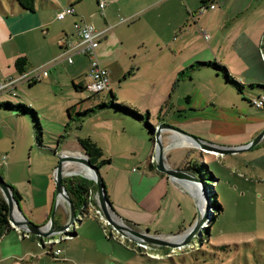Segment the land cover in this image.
Returning <instances> with one entry per match:
<instances>
[{
    "label": "rangeland",
    "instance_id": "obj_1",
    "mask_svg": "<svg viewBox=\"0 0 264 264\" xmlns=\"http://www.w3.org/2000/svg\"><path fill=\"white\" fill-rule=\"evenodd\" d=\"M2 1L9 9L6 3L10 1ZM103 1L106 3L103 10L99 7L97 0L79 1L77 7L79 11L86 13V18L79 17L78 21L88 22L104 30L111 28L110 32L116 28H123L130 32V41L134 47L141 41L151 45H156L159 42L166 43L174 36L175 32L180 30V27H182L181 34L178 32L176 37L182 36V41L189 36H194L196 32L202 33L199 25L194 26L193 21L187 20L189 19L187 7H198L202 4V0ZM55 2L61 6L62 2H68V0ZM255 2L259 3L261 0H255ZM208 10L211 12L212 9ZM199 11L200 8L197 13L192 14L193 18L200 14ZM67 23L72 25L73 33H75V22H69L68 18ZM161 30H164V33ZM171 32H173L172 36H170ZM185 32H189L187 36H184ZM15 40L6 42L4 48L0 47V56L4 50L7 53L14 50ZM43 41L49 43L48 40ZM75 56H82V60L78 65L77 74H74V80L70 74L66 73L68 69L65 62L68 63V59L61 60L57 64L55 63L56 65L52 68L50 67V74L46 75L52 76L53 69L57 66L64 74L61 85L54 84L51 81V76L43 78L33 85L23 82L16 89L17 96L8 91L10 88L0 90V101L22 102L37 110L41 126H43V145L48 148L55 147L59 142L58 136L63 135L64 139L61 138V140H64L63 142L66 144L62 151L78 155L83 153L77 151V146L80 145L79 138L92 137L104 149L105 158L111 159V164L101 170V175L104 178L109 175L113 181L121 177L119 181L114 182V188L119 194L117 200L119 205L134 207L123 186L130 187V174L135 170L143 169L146 165L148 145H146L142 133L147 134V132L144 129V121H137L131 115L123 112H116L112 107H97L100 103L112 100L110 89L117 93L114 96L116 103L130 106L143 115L149 112V120L155 127H158L160 118L172 113L174 109L172 105L178 103L179 96L186 98L196 84L211 89L217 98L220 96L233 97L238 93L235 87L224 84V79L220 74V76H211V73L206 71L207 68H204L202 73L194 76H143L144 72H142L140 76H126L125 79L123 76L119 78L110 73L111 70L109 71L110 89L91 94L88 90L75 86L78 84L86 87L89 82L88 73L91 68V59L83 54H75L74 58ZM215 59V56L205 52L198 55V58L188 65L194 64L196 61H214ZM160 61L163 64L169 63V55L156 56L155 60L147 64L152 66L155 62ZM217 62L220 60L218 59ZM187 66L182 70H185ZM1 67L0 64V73H4ZM189 71L186 70V72ZM212 73L215 75L216 72L212 71ZM191 77L194 78L191 79ZM228 90H231L232 93H229ZM258 92L264 96V91L261 89L252 90L250 93H253L254 97H258ZM158 93L160 96H156ZM168 99L171 102L166 106L165 102ZM252 108L254 112L259 111L255 105H252ZM90 109L94 111H90ZM87 110L89 111L86 112ZM1 116L4 114H0V175L9 185L13 186L11 182L14 183L19 179L29 178V175L37 174L41 166L40 157L34 155L31 148V140L33 146H36L33 129L28 130L30 122L33 121L34 126L37 124V127L38 123L32 112L24 115L28 126L18 125V123L9 120L2 122L1 118L3 117ZM13 124H17V127H13ZM38 135L40 136V130H38ZM175 146V141H172L169 147L165 145L166 161L171 151V162L179 165L175 168L193 173L191 170L184 169L185 165L193 162L199 164L202 175L205 174L206 166H208L210 172L217 178L203 179L204 184L188 182L189 185H187V188L200 203L202 201L203 204L202 197L206 202H209L208 221L210 220L209 215L217 212V209L213 208L211 197L216 196L223 208L216 221L212 223L211 235L206 229H203L202 236H197L189 246L177 249L175 254L168 256L166 255L167 250H171L168 247L138 248L137 242L129 238L124 239L125 242H123L121 235L117 237L118 232L107 237L102 223L99 226L93 221H87L92 222L87 223L93 224L92 227L81 229L77 220L73 230L77 231L79 235L68 237L60 245L64 247V253L60 256V260H52L46 254L47 250L38 247L35 241L23 240L19 235L7 234L5 239H0V264H264V139L250 149L227 153L223 159H214L213 155L205 153L197 147L189 152L183 147ZM171 148L172 150H170ZM49 154L51 153L49 152ZM12 160L14 161L13 166L9 167L8 164ZM47 161L50 162L51 159L49 158ZM65 165V169L68 171L81 170L82 168L81 165L74 162H66ZM196 176L202 178L199 175ZM123 179L125 180L123 181ZM209 184L214 186L216 195H213L214 192L212 195L210 194L212 189L208 186ZM122 193L125 194V199H123ZM189 198L190 206H196L192 197ZM200 207L202 208L203 205ZM168 209L170 211L167 216H165V208L156 214L141 211L128 215L137 216L142 221L143 225L139 230L150 234H160L164 237L178 234L179 230L172 226L175 221L180 223L185 218H189L190 222L194 220L191 218L194 209L189 205L187 207L186 204H183L180 208ZM24 214L28 217L25 212ZM87 217L86 215L85 219ZM205 226L208 225L205 224ZM111 227L113 226L110 225L107 229L109 230ZM13 236L18 239H13ZM48 248L51 247L48 246Z\"/></svg>",
    "mask_w": 264,
    "mask_h": 264
},
{
    "label": "crops",
    "instance_id": "obj_2",
    "mask_svg": "<svg viewBox=\"0 0 264 264\" xmlns=\"http://www.w3.org/2000/svg\"><path fill=\"white\" fill-rule=\"evenodd\" d=\"M55 1L57 0H35V11L31 12L24 11L16 4H11L10 2L6 3L9 7L7 9L3 1L0 0V47H3L8 41L16 39L12 52L8 51L7 53L4 50L1 53L0 64L2 65V72H4L0 73L2 80H5L8 76H16L19 73L15 68V61L18 57L26 56L28 58L29 69L51 64L53 60L58 59L63 54V49L70 39L76 40L72 25H68L67 20L69 18V22H76L79 17L86 18V13L79 11L77 7L78 2L81 0H68V2H62L61 6H58ZM209 2H215L217 8L212 9L211 12H208L209 10L205 11L194 18L192 14L197 13V10L202 5L187 7L189 17L187 20L193 21L194 26L199 25L202 33L196 32L194 36H189L183 41L182 36L176 37L178 32L181 34L182 27H180V30L175 32L174 36L166 43L159 42L156 45H151L148 42L141 41L134 47L130 41L131 34L129 31L123 30V28H116V30L110 32L111 28H109L108 33L100 41L97 48L101 65L107 69L110 68L109 71L112 70L110 73L115 74L119 78L123 76L124 79L126 76H140L142 72H144L143 76H194L202 73L204 68L192 69L189 68L192 64H188L196 60L198 55L209 52L216 57V61L219 59V63L227 67L231 75L240 76L248 82H264V0L259 3H256L255 0H208ZM70 5L74 6L75 14L59 19L57 17L58 13ZM96 28L104 30L99 27ZM161 31L164 33V30ZM187 33L189 32H185L184 36H187ZM172 34L173 32H171L170 36ZM43 40H48L49 43L47 44ZM166 55L170 57V61L167 64H163L161 61L155 62L152 66L147 64L155 60L156 56ZM61 60L67 59L60 58L56 64ZM81 60L82 56H75V58L73 56L72 63L65 62L68 69L66 73L70 74L73 80ZM56 64L51 65V68ZM185 66L187 68L182 70ZM209 69L211 68H207L206 71L210 72L211 74H208L211 76H220L217 73L213 75V70ZM186 70L190 71L186 72ZM50 76L46 77L50 78ZM193 78L191 77V79ZM63 79V72L56 66L53 69L51 81L54 84L59 83L61 85ZM223 88L225 90V86ZM228 92L232 93L231 90H228ZM116 94L115 92L114 96ZM235 95L225 98L219 95L220 97L217 98L211 89L196 84L186 98L179 96L178 103L172 105L174 107L172 113L162 117L163 121L160 120V123L167 122L177 125L209 142L226 146L245 145L263 131L264 107L258 108L259 111L254 112L253 104L246 102L245 98L240 96V94L237 93ZM156 96H160V94L158 93ZM170 102L168 99L165 105H170ZM0 114H4V116H1L3 117L1 118L2 122L9 120L18 123V125L28 124L25 118L14 113L0 111ZM15 126L17 127V124H13V127ZM30 128L31 124L28 126V130ZM142 135L146 145H148L146 165L143 169L135 170L133 171L134 173L130 174V187L123 186L134 207L118 204L119 194L114 188V182L119 181L121 177L116 181H113V178L109 175L105 178L103 177L110 199L117 211L116 213L129 225L141 229L142 221L137 216L128 214L141 211L148 214H156L165 208V216H167L170 211L168 208H180L181 205L186 204L187 207L189 205V207L194 209L191 218L195 220L197 216V197L187 188L189 183L173 180L165 173L162 174L157 168H151L150 163H154V146L149 134L142 133ZM164 136V143L167 147L170 146L172 141L176 142V146L183 147L189 152L193 151L195 147L176 133L164 132ZM30 143L34 155L40 157L41 166L37 174L29 175V178L19 179L11 183L21 194L20 205L23 212L36 224L43 225L49 221L56 202L54 175L59 160L58 152L55 153L50 149L33 146L32 140ZM64 144L66 143L61 142L56 146L60 147L61 145L59 150H63ZM77 148V151H84L81 145L77 146ZM131 152L133 153V151ZM210 154L214 156V159L226 157V154ZM170 155L171 151L167 156L168 163L171 166L179 167V165L171 162ZM49 158L51 159L50 162L47 161ZM13 163L14 161L12 160L8 166L12 167ZM110 164L111 162L103 166L101 170L107 168ZM191 172L193 171L191 170ZM91 191L95 194V207L99 208L98 199H96L97 190L92 186ZM122 197L125 199L124 193H122ZM189 197H192L196 206H190ZM69 215L68 204L64 200H60L57 205L55 225L61 226L65 224L69 219ZM87 218L85 219L84 217L80 220L81 229L83 227H92L93 224H87L92 222L87 221H93L97 225L101 224L99 218L93 213L89 214ZM193 221L190 222L189 218H185L180 223L175 221L172 226L179 230L178 233H181V230L185 229L186 231L190 228ZM73 232L75 234L71 233L70 235L72 236L70 237L79 235L77 231L73 230ZM7 234L22 237L16 229ZM6 235L0 239H5ZM15 238L17 237L13 236V239ZM22 239L35 241L33 237H22ZM64 241L53 248L59 247L63 250L60 256L64 253V247L60 246ZM46 250V254H48L49 249ZM170 251L167 250V252ZM49 256L54 261L60 260L52 255ZM62 260L65 261L66 259Z\"/></svg>",
    "mask_w": 264,
    "mask_h": 264
},
{
    "label": "water",
    "instance_id": "obj_3",
    "mask_svg": "<svg viewBox=\"0 0 264 264\" xmlns=\"http://www.w3.org/2000/svg\"><path fill=\"white\" fill-rule=\"evenodd\" d=\"M263 59H264V48H263ZM167 130L182 136L184 139H186L188 142H190L193 146L197 147L201 151L208 153H216V154L241 152L245 149H250L254 147L261 140L264 139V129H263V131L254 140H252L251 142L245 145L226 146L223 144L209 142L173 124L167 122L159 123L158 127H155V131H154V142H153L154 151H155V155L153 156L155 161L154 163L156 165L157 170L165 173L171 179L182 183L199 182V184H204L203 180L197 177L196 174L194 175V173H190L180 168H175L168 164L165 157V143H164V135H163L164 132ZM57 156L59 160L54 175V181L56 184V193H55L56 202L53 206L49 221L43 225L36 224L24 214L20 202L15 198L13 194L11 185H9L5 181L4 177L0 175V190L2 191L3 196L9 205V221L15 229H21L33 235H39L42 237H53L61 234L66 229V227H68L70 224L74 223L75 221L78 220L80 222L81 218L78 219L79 209L75 207L73 199L69 194L65 184V178L69 174H72V175L85 176L96 183L98 204L103 215L105 216L109 224L113 226L118 232H120L126 238H129L139 243H144L148 245L150 248H153L155 246H161V247L180 249L189 246L193 241H195L197 236H202L203 229H205L204 224L207 221V215L209 209L208 201L207 202L205 201L204 207L201 208L200 205H202V201L200 203L197 200V216L195 222L186 231L166 237L161 236L160 234H150L149 232L141 231L129 225L122 217H120L116 213L113 203L111 202L108 196L106 183L104 181L103 176L101 175V168L94 165L90 161L89 155L85 151L77 155V154H69L60 150L58 151ZM66 162L78 163L79 165H81L82 168L81 170L68 171L65 169ZM87 169H90L92 171L93 173L92 176L86 174ZM60 200H64L68 204L70 215L68 221L65 224L61 226H56L55 215H56L57 205ZM15 208H17L20 214H22L21 218H17L15 216L14 214Z\"/></svg>",
    "mask_w": 264,
    "mask_h": 264
},
{
    "label": "trees",
    "instance_id": "obj_4",
    "mask_svg": "<svg viewBox=\"0 0 264 264\" xmlns=\"http://www.w3.org/2000/svg\"><path fill=\"white\" fill-rule=\"evenodd\" d=\"M9 1L11 4H16L17 6H19L24 11H31V12L35 11V3H36L35 0H9ZM100 1L101 0H97L98 4L100 3ZM201 3H202L201 4L202 6L200 7V9L206 5L209 6V4H210V2L208 3V0H202ZM15 68L17 69V71L19 73H23V72H26L27 70H29L28 58L26 56L18 57L15 61ZM189 68H192V69L211 68L214 72H216L217 74H220L223 77L224 83L227 86L235 87L238 90V94L243 96L245 98L246 102L251 103V104H253L254 99L259 98L262 95L258 92V94H257L258 97H254L252 95L253 93H250V92L252 90H255V89H261L262 91H264V82H248L245 79L241 78L240 76H233L229 73V71L225 65L217 62L216 60H214V61H196ZM36 82L37 81H32V82H28V83H29V85H33ZM75 86L79 89H85L84 86H82V85L75 84ZM9 92H11L15 96H17V92H12V91H9ZM110 93H111V96L113 97L112 100L109 102L100 103L97 105V107L98 108L112 107V108H114V110L116 112H123L125 114L131 115L137 121H144L145 122L144 123L145 124L144 129L146 130L147 134H149V137H150L151 141L153 142L154 141L155 125L153 123H151L149 120L150 113L148 112V113L143 115L142 113L131 108L130 106L124 105L122 103H116L115 98H114V93L112 91H110ZM0 111L14 113V114L21 116L23 118L26 117L24 115L32 112L34 119H36L37 123H38V127H37V124H36V126H34L33 121L30 122L31 129H33L32 131L34 134L35 145L37 147L43 148V149L47 147V146L43 145V140H44V137H42L43 126H41L42 124H41V121L39 118V112H37V110H35L34 108H32V107H30V106H28L22 102L14 103L10 100H6V101H0ZM88 111L89 110H87L86 112H88ZM90 111H94V110L90 109ZM160 120L163 121L161 118H160ZM38 130H40V136L38 135ZM61 138H63V135L58 136V139H59L58 143L63 142V140H61ZM79 144L84 149V151L89 155L90 161L94 165L98 166L99 168H102L103 166H105L111 162V159L109 157L105 158L104 149L96 141H94L91 137L79 138ZM59 148H60L59 146H55L54 148L53 147L52 148L47 147L46 149H50L51 151L57 153L58 151H60ZM150 166H151V168H156L155 163H150ZM184 169L192 170L196 175L201 176L202 180L206 179V178L211 179V180L217 179L214 176V174H212L210 172V169L208 166H206V172H205V174H207V176H205L204 173L202 175V171L199 167V164H196L193 162H190L187 165H185ZM161 173L164 174L163 172H161ZM93 182L94 181H91L88 178L81 176V175H73V176H69V177L65 178V184H66L67 190H68L69 194L71 195L73 202H74V205L77 209H80L84 204L87 203V201H88L87 196H88L92 186H93V188H95L97 190V185H95ZM208 186L212 189V190L210 189L211 190L210 194L212 195V192H214V186L211 184H209ZM11 189L13 191L15 198L20 202L21 201V194L17 191V189L15 187L11 186ZM213 195H216V192H214ZM108 196H109V194H108ZM109 198H110V196H109ZM211 200H212L213 208L217 209V212L213 215H209L210 222H209V225L206 226V228H205L208 231L209 235H211L210 229H211L212 223L216 221L218 214L220 213V211L223 210V208L220 205V202L218 201V198L216 196L214 198L211 197ZM111 202H112V200H111ZM13 230H15V228L11 225V223L9 221V205H8L6 199L4 198L2 191L0 190V238L3 237L4 235H6L7 233H9L10 231H13ZM184 231H185V229L181 230V233ZM72 234H75V232H72ZM31 237H33L35 239V242H36L38 247L49 249L47 246L44 247V246H40L38 244L39 240L42 241V236L32 234ZM52 252H53L52 249H49V252H47V253L49 255H53Z\"/></svg>",
    "mask_w": 264,
    "mask_h": 264
},
{
    "label": "built area",
    "instance_id": "obj_5",
    "mask_svg": "<svg viewBox=\"0 0 264 264\" xmlns=\"http://www.w3.org/2000/svg\"><path fill=\"white\" fill-rule=\"evenodd\" d=\"M105 5H106L105 1L101 0L99 3L101 10L104 9ZM215 8H217V4L215 2H212L209 4V6L206 5L202 7L199 13L201 14L207 11L208 9H215ZM73 14H75V8L73 5H70L64 8L62 11H60L57 17L59 19H64L67 15H73ZM74 28H75L74 34L76 36V40L70 39L67 42L66 47L63 49L64 51L63 54L58 59L66 58L68 59L69 63H72L73 56L75 54H80V55L83 54L90 57L92 63L88 73L89 82L86 84V87L84 88L88 90L91 94H96L104 90H109L110 89L109 69L101 65V62L97 54V48L99 46V43L103 38H105L106 34L108 33V29L99 30L92 24L84 21L75 22ZM58 59L53 60L51 64L43 65L36 68H31L26 72L18 73L17 76H8L5 80H2L0 75V90L4 88H10L8 89V91L16 92L18 85L23 82L40 81L41 79L45 78L46 75L49 74V68L51 67V65L56 63ZM253 104L258 108H263L264 96L254 99ZM69 176H73V175L69 174L67 177ZM87 197H88V201L80 208L78 217H80L82 220L86 215L88 216L89 214L93 213L95 216L99 218V220L103 224L104 226L103 228L107 237H109V235L111 234H115L116 232H118L116 231V229H114V227H111L109 230L107 229V227L110 226V224L104 217L100 207L99 208L95 207L94 204L95 194L93 193V191L90 190ZM96 199H98L97 196ZM75 222L70 224L68 227H66V229L59 235L53 237H42V241L39 240L38 244L44 247L50 246L51 248L49 249H52L53 251L52 256H54L56 259H60V255L63 250L59 247L55 249L53 248L63 240H66L68 237H70V234L73 232V229H75V227L73 228V226L76 224ZM208 222H210V220L208 221L207 219L205 224L209 225ZM205 224L204 227H206ZM16 230L19 232V234L22 237L30 238L32 236V234L29 232L23 231L21 229H16ZM120 235L122 237L121 240L125 242L126 237L123 236L120 232H118L117 237H119ZM136 244L138 248H142V249L149 248V246L144 243L137 242ZM170 249L171 251L166 254L168 256H172L177 251V249L174 248H170Z\"/></svg>",
    "mask_w": 264,
    "mask_h": 264
},
{
    "label": "bare ground",
    "instance_id": "obj_6",
    "mask_svg": "<svg viewBox=\"0 0 264 264\" xmlns=\"http://www.w3.org/2000/svg\"><path fill=\"white\" fill-rule=\"evenodd\" d=\"M190 145H191V143L190 142H188ZM78 169V168H77ZM86 174L87 175H89V176H92L93 175V173H92V171L90 170V169H87V171H86ZM189 185V184H188ZM191 186V185H190ZM192 191H193V189H192ZM202 199H203V207H204V203H205V199L202 197ZM14 214H15V216L17 217V218H21L22 217V214H20V212L18 211V209L17 208H15L14 209ZM176 239V238H175Z\"/></svg>",
    "mask_w": 264,
    "mask_h": 264
}]
</instances>
